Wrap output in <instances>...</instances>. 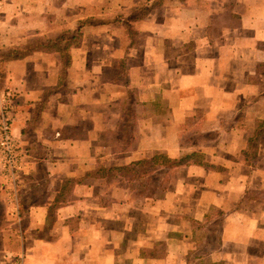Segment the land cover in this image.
<instances>
[{
    "label": "crops",
    "instance_id": "obj_1",
    "mask_svg": "<svg viewBox=\"0 0 264 264\" xmlns=\"http://www.w3.org/2000/svg\"><path fill=\"white\" fill-rule=\"evenodd\" d=\"M88 18L65 75L2 61ZM0 73L27 154L0 170V264H264V0H11ZM157 153L187 164L142 195L96 173Z\"/></svg>",
    "mask_w": 264,
    "mask_h": 264
},
{
    "label": "trees",
    "instance_id": "obj_2",
    "mask_svg": "<svg viewBox=\"0 0 264 264\" xmlns=\"http://www.w3.org/2000/svg\"><path fill=\"white\" fill-rule=\"evenodd\" d=\"M92 18L84 19L78 22L77 28L71 33H62L56 40H49L47 43H41L34 40L26 47H11L4 50L1 54L3 62L8 60H16L31 54L34 51H53L60 55V66L63 75L66 74L67 68L70 66L69 48L72 45H78L82 35V29L86 25L94 24ZM1 74V73H0ZM1 77V75H0ZM187 164L183 159H172L166 153H157L156 155L139 161L132 162L122 167H103L96 173L100 176L112 178L116 175H123L131 180L132 187L139 190L138 194L142 195L147 192L146 186L154 172L161 168L172 169ZM146 190V191H145Z\"/></svg>",
    "mask_w": 264,
    "mask_h": 264
},
{
    "label": "built area",
    "instance_id": "obj_3",
    "mask_svg": "<svg viewBox=\"0 0 264 264\" xmlns=\"http://www.w3.org/2000/svg\"><path fill=\"white\" fill-rule=\"evenodd\" d=\"M14 95L7 92L0 108V170L15 186L25 173L27 154L13 133Z\"/></svg>",
    "mask_w": 264,
    "mask_h": 264
},
{
    "label": "rangeland",
    "instance_id": "obj_4",
    "mask_svg": "<svg viewBox=\"0 0 264 264\" xmlns=\"http://www.w3.org/2000/svg\"><path fill=\"white\" fill-rule=\"evenodd\" d=\"M10 1L11 0H0V17L2 15V11L4 10L5 4L9 3ZM62 2H64V1H62ZM58 3L59 2H57V4ZM53 6H54V4H53ZM95 22H97V20ZM62 33H64V32H62ZM62 33H60L59 35H61ZM67 33H70V32H67ZM59 35L58 36H52V35L44 34V35H40V36H36V35L35 36H32V37H30V38L27 39L28 42H27V44L24 47H26L28 44H30L34 40H36V41L39 40L41 43H47V41H49V40H56L59 37ZM27 40H25V42ZM24 47H22V48L24 49ZM56 55L58 56L59 53L56 52ZM7 92H11L13 94V92L10 91V90H8ZM13 99H14L13 103L15 104V97ZM4 103L5 102L3 101V104ZM14 114H15V112H14ZM14 118H15V115H13V119ZM19 264H23V258H21V259L19 258Z\"/></svg>",
    "mask_w": 264,
    "mask_h": 264
}]
</instances>
